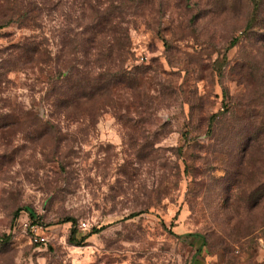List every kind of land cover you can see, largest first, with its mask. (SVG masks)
I'll use <instances>...</instances> for the list:
<instances>
[{
	"label": "rangeland",
	"instance_id": "obj_1",
	"mask_svg": "<svg viewBox=\"0 0 264 264\" xmlns=\"http://www.w3.org/2000/svg\"><path fill=\"white\" fill-rule=\"evenodd\" d=\"M0 235V264H264V0H0Z\"/></svg>",
	"mask_w": 264,
	"mask_h": 264
},
{
	"label": "built area",
	"instance_id": "obj_2",
	"mask_svg": "<svg viewBox=\"0 0 264 264\" xmlns=\"http://www.w3.org/2000/svg\"><path fill=\"white\" fill-rule=\"evenodd\" d=\"M143 57L145 56H141V59ZM17 225L28 235L32 243L36 245L46 243L47 237L44 235L45 225L38 215H31L30 212L20 215ZM262 248L264 250V242Z\"/></svg>",
	"mask_w": 264,
	"mask_h": 264
},
{
	"label": "trees",
	"instance_id": "obj_3",
	"mask_svg": "<svg viewBox=\"0 0 264 264\" xmlns=\"http://www.w3.org/2000/svg\"><path fill=\"white\" fill-rule=\"evenodd\" d=\"M254 2V6L257 5V0H252ZM94 12V17H92L91 21L94 23V26L96 25H102V23H107L110 21L107 15H104V12H98V9L93 10ZM109 14V12H107ZM31 215H34L33 212H30ZM76 229L75 227L71 228V238H74L75 236ZM6 235H0V240L4 239Z\"/></svg>",
	"mask_w": 264,
	"mask_h": 264
}]
</instances>
